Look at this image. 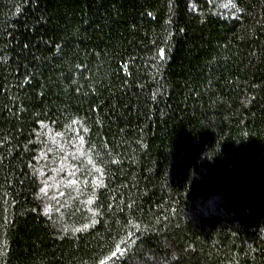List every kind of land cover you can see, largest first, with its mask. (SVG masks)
Instances as JSON below:
<instances>
[{
    "label": "trees",
    "instance_id": "obj_1",
    "mask_svg": "<svg viewBox=\"0 0 264 264\" xmlns=\"http://www.w3.org/2000/svg\"><path fill=\"white\" fill-rule=\"evenodd\" d=\"M0 264H264V0H0Z\"/></svg>",
    "mask_w": 264,
    "mask_h": 264
}]
</instances>
